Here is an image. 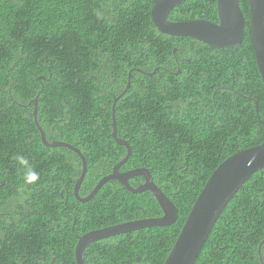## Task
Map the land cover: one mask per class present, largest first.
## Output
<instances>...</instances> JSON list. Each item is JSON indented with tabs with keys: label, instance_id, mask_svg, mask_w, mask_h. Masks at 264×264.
<instances>
[{
	"label": "trees",
	"instance_id": "trees-1",
	"mask_svg": "<svg viewBox=\"0 0 264 264\" xmlns=\"http://www.w3.org/2000/svg\"><path fill=\"white\" fill-rule=\"evenodd\" d=\"M239 44L210 48L157 31L152 0H0V264H75L77 237L162 212L146 191L106 182L85 203L73 187L83 155L86 197L119 168L147 169L178 211L170 226L88 244L85 264H163L212 172L264 141V92L248 25ZM170 22L217 23L216 0H186ZM257 104V106L255 105ZM257 110V112L255 111ZM23 157L38 179L28 183ZM141 176L128 180L136 188ZM264 168L235 193L194 264H264ZM263 262V263H262Z\"/></svg>",
	"mask_w": 264,
	"mask_h": 264
},
{
	"label": "water",
	"instance_id": "water-1",
	"mask_svg": "<svg viewBox=\"0 0 264 264\" xmlns=\"http://www.w3.org/2000/svg\"><path fill=\"white\" fill-rule=\"evenodd\" d=\"M183 1L186 0H152L150 17L158 32L169 36L195 39L210 48H230L241 42L245 19L238 0H216L217 23L207 20L168 21L167 15L169 12ZM247 5L252 48L264 92V0H247ZM129 80L130 72L128 73L125 89L118 97L113 99L111 106V136L117 145L125 148L126 155L114 165L109 175L104 176L97 182L93 190L86 197H80L78 193L80 184L86 173V162L83 155L79 150L67 143H48L46 141L45 135L36 120V98L33 100V122L40 132L42 143L48 147L69 149L81 161L80 176L73 187V195L78 202H88L106 182L115 180L133 194L150 192L162 212V216L158 218L120 223L90 231L77 237L74 249L75 264H85L84 250L92 242L144 228L170 226L178 217L177 208L155 185L147 169L137 168L123 173L118 171L120 166L129 158L130 147L126 141L118 138L116 135L115 104L129 88ZM255 105L257 106V104ZM255 111L257 112L256 109ZM262 168H264V141L256 147L239 151L219 164L208 177L203 189L196 198L163 264H194L204 242L208 239L209 232L221 217L229 201L245 181L253 173ZM137 176H141L143 182L136 188H133L128 184V180ZM263 243L264 240L258 245V254H260V248Z\"/></svg>",
	"mask_w": 264,
	"mask_h": 264
},
{
	"label": "clouds",
	"instance_id": "clouds-1",
	"mask_svg": "<svg viewBox=\"0 0 264 264\" xmlns=\"http://www.w3.org/2000/svg\"><path fill=\"white\" fill-rule=\"evenodd\" d=\"M18 161L21 165L25 166L26 175L25 179L28 183H33L38 179V174L35 171H32L30 167L27 165V161L23 157H18Z\"/></svg>",
	"mask_w": 264,
	"mask_h": 264
},
{
	"label": "bare ground",
	"instance_id": "bare-ground-1",
	"mask_svg": "<svg viewBox=\"0 0 264 264\" xmlns=\"http://www.w3.org/2000/svg\"><path fill=\"white\" fill-rule=\"evenodd\" d=\"M206 243V242H205ZM263 263V262H262Z\"/></svg>",
	"mask_w": 264,
	"mask_h": 264
},
{
	"label": "flooded vegetation",
	"instance_id": "flooded-vegetation-1",
	"mask_svg": "<svg viewBox=\"0 0 264 264\" xmlns=\"http://www.w3.org/2000/svg\"><path fill=\"white\" fill-rule=\"evenodd\" d=\"M168 16V15H167Z\"/></svg>",
	"mask_w": 264,
	"mask_h": 264
}]
</instances>
